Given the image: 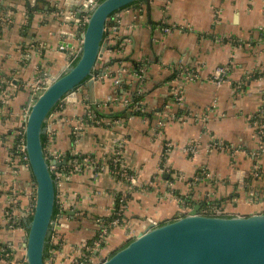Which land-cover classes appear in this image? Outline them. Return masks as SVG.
<instances>
[{"label": "crops", "instance_id": "1", "mask_svg": "<svg viewBox=\"0 0 264 264\" xmlns=\"http://www.w3.org/2000/svg\"><path fill=\"white\" fill-rule=\"evenodd\" d=\"M63 1L0 0L11 19L0 24V246L12 244L15 264L24 255L22 216L29 214L34 193L31 171L15 145L33 89L64 67L83 29L80 22L66 21ZM149 5L147 11L144 0L134 3L126 24L110 25L106 34L108 48L92 75L102 113L90 106L85 86L76 101L56 105L47 120L54 128L48 153L90 155L98 168L106 165L98 156L125 138L123 158L137 177L121 224L110 230L104 247L109 253L150 220L186 213L180 195L192 193L194 202L222 214L264 211V151L258 152L256 128L249 124L256 118L264 124V0H149ZM68 40L71 47L63 45ZM220 67L226 81L215 84ZM87 108L102 121L82 126L75 144L73 127ZM212 140L230 148H215ZM190 144L196 145L193 153ZM255 164L259 174L253 177ZM114 189L127 186L118 187L105 168L70 173L58 197L64 213L54 218L48 264H70L85 251L82 245L94 236L97 220L113 212Z\"/></svg>", "mask_w": 264, "mask_h": 264}, {"label": "water", "instance_id": "2", "mask_svg": "<svg viewBox=\"0 0 264 264\" xmlns=\"http://www.w3.org/2000/svg\"><path fill=\"white\" fill-rule=\"evenodd\" d=\"M136 1H63L61 11L67 22L78 23L85 12L87 18L75 57L49 76L43 89L34 92L24 116L23 144L34 183V203L29 214L22 216L26 229L22 264H46V245L54 226L55 181L41 138L48 116L61 100L76 101V89L82 84L88 88L92 109L102 113L93 96L92 75L108 48L105 37L110 25L126 24L128 10ZM144 1L149 11V0ZM26 2L32 5L35 0ZM63 34L74 38L73 33ZM64 44L71 47L72 41ZM201 206L194 202L183 215L160 222L150 220L145 230L97 264H264V211L203 213Z\"/></svg>", "mask_w": 264, "mask_h": 264}, {"label": "built area", "instance_id": "3", "mask_svg": "<svg viewBox=\"0 0 264 264\" xmlns=\"http://www.w3.org/2000/svg\"><path fill=\"white\" fill-rule=\"evenodd\" d=\"M87 18V12L83 13L80 18V24L82 25V28L84 27L85 21ZM10 10L6 9L5 7L0 6V24H7L10 22ZM82 33V32H81ZM81 41V38H80ZM80 44V42H79ZM79 46V45H78ZM77 53V48L73 50L70 59L67 61L65 65H67L76 55ZM64 65V66H65ZM225 69L220 67L216 70L214 76H213V82L215 84H220L226 81L224 77ZM55 75V74H54ZM94 78V77H93ZM43 81L39 83L32 91V96L34 92L38 89H43L46 85V81L48 79L47 76L45 78H41ZM179 99V98H178ZM68 101L66 100H61L57 105H59V108H62L63 104ZM50 115V114H49ZM49 117V116H48ZM48 120V119H47ZM102 119L97 116V114L87 108V110L84 112V114L80 117L79 124L77 126L73 127V142L76 144L79 141V138L81 136L80 128L82 126H87L89 124H100ZM55 122V121H54ZM249 124L253 127L256 128V133L257 137L259 138V145H258V152L264 151V124L260 121V119L256 118L252 121L249 122ZM54 134V128L52 126V121L51 123H48L46 121V143L44 144V151L45 155L48 159L49 163V169L52 171L54 181H55V190H56V203L60 209L61 212L64 213V208L61 205V202L59 200L60 194L63 192L64 189V184L67 181V178L69 177L70 173L74 170H81L84 167H89L92 169H103L105 168L109 174L114 178L116 184H125L127 186L126 190H113V194L115 199L118 200V207L112 212L113 217L105 221L103 219L97 220V227L94 232V236L92 239L83 244L82 247L84 248V252H81L80 254L77 255V257L73 258L70 262V264H97L103 259H105L108 255L109 252H107L104 247L105 244L108 242L110 230L113 227H116L117 225L121 224L123 220V212L124 208L126 207L127 201H128V195H130V192L135 189L134 185L136 183V173L132 171L128 166L126 165L124 158H123V147L125 143V138L119 137L114 140L112 143V148L109 152L107 153H102L98 156V158H102L105 161V166H100L98 168V165L96 164L97 162L94 161L93 157L90 155H83L80 158H78L77 154H73L74 157L69 159L68 162H65V155L56 153V154H50L47 152V144L51 142L52 137ZM212 146L221 148V149H229L230 145L228 143H223V142H216L212 140ZM24 144H23V132L21 131L19 133V137L17 139V143L15 145V150L17 154L20 155L21 159L24 161L25 165L28 166L27 162V156L26 152L24 149ZM195 144H190L188 145L187 150L190 152L195 151ZM81 155V154H78ZM254 171L252 172V176L256 177L259 174V166L258 164L254 165ZM202 175L205 176L208 175L205 170H201L200 172ZM199 179V176L194 175L193 180L197 181ZM191 188V187H189ZM32 203H31V208L30 211L32 210L33 203H34V193H33V198H32ZM180 203L183 206V209L187 210L191 206L187 205L186 202L183 199H180ZM200 211L203 213H222L221 209H214L212 207H209V204L205 206L204 208H200ZM53 227L57 226V222L55 220L53 221ZM128 233V232H127ZM12 244L8 242L4 246H0V264H15L14 259H13V254H12ZM24 260V255L21 260V263ZM46 264L47 261L45 259ZM17 264V263H16Z\"/></svg>", "mask_w": 264, "mask_h": 264}, {"label": "trees", "instance_id": "4", "mask_svg": "<svg viewBox=\"0 0 264 264\" xmlns=\"http://www.w3.org/2000/svg\"><path fill=\"white\" fill-rule=\"evenodd\" d=\"M140 1H143V0H139L138 2H140ZM136 3H137V1H136ZM118 43H119V40H116L115 45H116V44L118 45ZM75 60H76V59H74V60L72 61V63H74ZM99 107L101 108V107H102V104H100ZM41 138H42V142H43V145H44V144L46 143V139H47V137H46L45 134H43ZM92 155H93V154H92ZM75 156H77L78 158H80V157L83 156V155L81 154V155H75ZM73 157H74V155L67 154L66 157H65V159H66V158H67V159H70V158H73ZM198 173H200V171H199ZM196 186H197V185H196ZM129 196H130V195H128V197H129ZM179 197H180V199H183V200L186 202L187 205H190V206L192 205V203H194V201H196V198H195L194 194H192V193H190V194H188V195H185V196H181V195H180ZM205 204H207V203H205ZM117 207H118V200L115 199L113 211H114ZM201 208H204V206L202 205ZM60 212H61V211H60V209H59V207H58V205H57V203H56V200H55L54 209H53V217L55 218L57 215H59ZM112 217H113V214H111L109 217H103L102 219L105 220V221H108V220H110ZM99 219H101V218H99ZM124 244H126V243H124ZM124 244H122L120 247H122ZM47 249H48V246L46 245V251H47Z\"/></svg>", "mask_w": 264, "mask_h": 264}, {"label": "rangeland", "instance_id": "5", "mask_svg": "<svg viewBox=\"0 0 264 264\" xmlns=\"http://www.w3.org/2000/svg\"><path fill=\"white\" fill-rule=\"evenodd\" d=\"M82 89H85V85L82 84L80 85L77 89H76V96H78V93H80L82 91ZM87 91V90H86ZM87 96V94H86ZM33 200V199H32ZM30 212V211H29ZM110 254V253H109Z\"/></svg>", "mask_w": 264, "mask_h": 264}]
</instances>
